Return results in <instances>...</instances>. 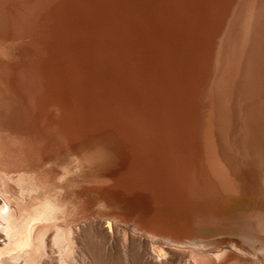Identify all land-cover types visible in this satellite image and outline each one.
I'll use <instances>...</instances> for the list:
<instances>
[{"label": "bare ground", "instance_id": "obj_1", "mask_svg": "<svg viewBox=\"0 0 264 264\" xmlns=\"http://www.w3.org/2000/svg\"><path fill=\"white\" fill-rule=\"evenodd\" d=\"M0 64V264L221 263L243 248L218 232L264 253V0L8 2Z\"/></svg>", "mask_w": 264, "mask_h": 264}, {"label": "rangeland", "instance_id": "obj_2", "mask_svg": "<svg viewBox=\"0 0 264 264\" xmlns=\"http://www.w3.org/2000/svg\"><path fill=\"white\" fill-rule=\"evenodd\" d=\"M13 1L17 2L22 0H0V4L3 6ZM3 86V73L0 68V145L5 151L11 147L10 144L7 143V140L14 138L15 135L20 133L22 120L20 118L21 108L19 104H17ZM63 156H65V154ZM69 190L71 191L70 193L73 201L76 200L78 187L71 184ZM57 191H59V188H56L54 192L57 193ZM63 194L66 195L68 193L63 192ZM248 203V199L245 198L227 197L214 200L213 202L189 201L183 204V207L187 215L207 221L212 215L231 209H237ZM226 239L238 241L243 249H224L219 256L221 263L213 259L209 254L197 253L199 264H264V253L257 249V245H260L257 241L252 242L233 233L218 232L201 237V243H208L210 245L223 244L222 242ZM246 258L250 259L251 262L245 260Z\"/></svg>", "mask_w": 264, "mask_h": 264}]
</instances>
